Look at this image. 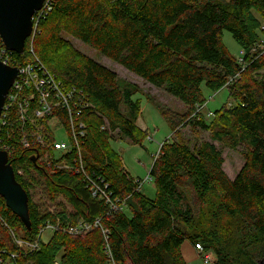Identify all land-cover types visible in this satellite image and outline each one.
<instances>
[{
  "label": "trees",
  "instance_id": "16d2710c",
  "mask_svg": "<svg viewBox=\"0 0 264 264\" xmlns=\"http://www.w3.org/2000/svg\"><path fill=\"white\" fill-rule=\"evenodd\" d=\"M49 6L32 47L63 89L73 90L71 106L81 104L83 168H49L33 155L35 149L15 145L8 160L27 192L31 226L0 196L2 259L14 254V264H106L110 252L117 264H186L181 246L189 241L211 251L214 264H264V50L257 49L264 0H50ZM224 30L244 52L241 60L223 44ZM67 36L188 108L173 117L146 95L173 131L149 170L153 196L143 193L111 145L114 136L131 144L146 136L136 124L140 100L133 96L139 88ZM28 48L27 40L21 54H12L16 64L29 60ZM223 87L227 102L205 120L199 112L206 103L203 88L215 93ZM60 118L67 128L64 110ZM185 124L192 133L213 127L212 140L231 149L243 146L244 163L233 179L212 141L190 145L179 135ZM35 179H42L50 199L61 196L71 209L60 203L41 211L30 196ZM95 184L102 196L93 195ZM46 223L55 229L44 242L38 235ZM82 223L90 228L80 229ZM15 231L37 246H19Z\"/></svg>",
  "mask_w": 264,
  "mask_h": 264
},
{
  "label": "built area",
  "instance_id": "2783aa9c",
  "mask_svg": "<svg viewBox=\"0 0 264 264\" xmlns=\"http://www.w3.org/2000/svg\"><path fill=\"white\" fill-rule=\"evenodd\" d=\"M49 5L50 0H45L42 8L33 16L32 33L27 38L28 52L31 57L27 62L21 65L16 64L12 58L13 53L5 49L0 39V61L18 69V74L5 97L0 113V131L5 129V132L0 135V149L6 151L9 158L17 144L23 148H33L35 149L33 155H36L44 166L52 169L73 167L76 171H81L83 167L79 137L83 136L84 131L83 123H77L81 104L71 106L73 90L63 89L61 81L56 80L42 64L32 47L37 22L44 10L50 9ZM62 110L67 114V128L64 127L60 118ZM50 120L55 122V128L49 125ZM61 129L66 139H57ZM18 174L21 176L22 171L18 170ZM92 190L93 195L102 196L99 193L101 189L96 184L93 185ZM89 228L84 225L80 229L88 230ZM54 229L53 225L46 223L40 228L38 240L42 239L45 230L52 232ZM76 230H70V232H76ZM16 242L19 246H25L28 249H34L37 246V242L25 243L22 240ZM194 248L198 251L203 264L213 262L211 251H205L198 244L194 245ZM1 255H3L2 251H0V264H14L12 261L15 258L14 254L7 256L6 259H2ZM107 256L106 264H117L110 252Z\"/></svg>",
  "mask_w": 264,
  "mask_h": 264
},
{
  "label": "rangeland",
  "instance_id": "374dc122",
  "mask_svg": "<svg viewBox=\"0 0 264 264\" xmlns=\"http://www.w3.org/2000/svg\"><path fill=\"white\" fill-rule=\"evenodd\" d=\"M261 22L262 29L264 30V20L261 19ZM66 38L71 41L75 48L83 52L85 55L114 71L121 80L133 83L139 88V93L133 96V99L138 98L140 100V112L137 116L136 124L141 130H145L146 136L141 144H131L125 137L114 136L111 140V145L120 156V160L126 172H128L135 181L140 183L143 193L148 196H153L155 189L153 181L149 176V170L153 159L158 153L160 145L165 140L173 137V131L156 106L146 99V95H150L156 104L163 109L170 111L171 116L173 117H175V113H186L188 108L180 100L166 93L162 87H157L148 83L126 68L98 53L95 49L82 43L80 40L69 36ZM261 38L262 39L260 40L257 49L264 50V33ZM222 42L232 56L241 60V56L244 52L232 38L229 31H223ZM203 93L206 97V103L200 107L199 112L201 113V117L209 121L212 119L211 113L227 102L228 90L223 87L219 91L213 93L203 88ZM196 112L197 111H195V113ZM192 115H194L193 112L188 118L190 119ZM49 125L55 128L54 121L50 120ZM177 129L179 131V135L189 142L190 145H193L200 140L212 141L222 152L224 160L222 168L226 175L231 179L236 176L244 163L242 156L244 148L242 145L236 147L235 149H231L221 142L212 140L211 130L214 129L213 127L208 130L199 129L195 133H192L190 127L186 124L178 127ZM61 138L66 139L63 129L60 130L57 136V139ZM33 173L34 172H31L32 175ZM35 180H37V183L32 184V188H30V196L32 201L41 211L59 209L60 203L65 205L67 209H71L70 204L67 203L61 196H58L55 199H50L48 194H46L47 191L43 190L44 187L42 179ZM14 234L16 235L17 240H21L20 233L18 231H15ZM50 235L51 232L49 230H45L42 234V241L46 242ZM181 247H183L181 250L182 255L188 251L192 256H194V258L185 260L186 264H203L198 251L194 248V245L191 242L185 241ZM185 249L188 250L185 251ZM212 256L213 262L211 264H214L215 255L212 254L211 257Z\"/></svg>",
  "mask_w": 264,
  "mask_h": 264
},
{
  "label": "water",
  "instance_id": "95a60500",
  "mask_svg": "<svg viewBox=\"0 0 264 264\" xmlns=\"http://www.w3.org/2000/svg\"><path fill=\"white\" fill-rule=\"evenodd\" d=\"M45 0H0V39L9 52L21 54L27 38L32 33L33 16ZM18 74L17 67L0 61V113L5 97ZM35 158H31L35 162ZM0 196L24 226H31L28 195L17 182L6 151L0 149Z\"/></svg>",
  "mask_w": 264,
  "mask_h": 264
},
{
  "label": "crops",
  "instance_id": "0c3cea01",
  "mask_svg": "<svg viewBox=\"0 0 264 264\" xmlns=\"http://www.w3.org/2000/svg\"><path fill=\"white\" fill-rule=\"evenodd\" d=\"M182 248L183 247H181V250H182ZM188 250V249H187ZM186 249H185V251H187ZM183 252H184V249H183ZM183 257H184V259L185 260H187V259H189V258H194V256H192L191 254H190V252H185V254L183 253ZM187 257V258H186Z\"/></svg>",
  "mask_w": 264,
  "mask_h": 264
},
{
  "label": "flooded vegetation",
  "instance_id": "af4514ba",
  "mask_svg": "<svg viewBox=\"0 0 264 264\" xmlns=\"http://www.w3.org/2000/svg\"><path fill=\"white\" fill-rule=\"evenodd\" d=\"M32 162H33V161H32ZM35 162H37V160H36Z\"/></svg>",
  "mask_w": 264,
  "mask_h": 264
}]
</instances>
